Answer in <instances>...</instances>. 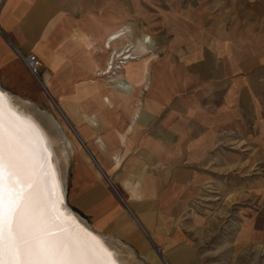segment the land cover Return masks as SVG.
<instances>
[{
  "label": "crops",
  "instance_id": "crops-1",
  "mask_svg": "<svg viewBox=\"0 0 264 264\" xmlns=\"http://www.w3.org/2000/svg\"><path fill=\"white\" fill-rule=\"evenodd\" d=\"M115 53L132 57L107 72ZM0 89L67 118L66 203L91 230L195 264L181 219L202 161L230 133L264 161V0H0Z\"/></svg>",
  "mask_w": 264,
  "mask_h": 264
},
{
  "label": "snow or ice",
  "instance_id": "snow-or-ice-1",
  "mask_svg": "<svg viewBox=\"0 0 264 264\" xmlns=\"http://www.w3.org/2000/svg\"><path fill=\"white\" fill-rule=\"evenodd\" d=\"M36 132L5 112L0 92V264H118L63 217L60 171Z\"/></svg>",
  "mask_w": 264,
  "mask_h": 264
},
{
  "label": "rangeland",
  "instance_id": "rangeland-1",
  "mask_svg": "<svg viewBox=\"0 0 264 264\" xmlns=\"http://www.w3.org/2000/svg\"><path fill=\"white\" fill-rule=\"evenodd\" d=\"M125 61L117 59V69ZM123 81L125 89H131L132 83ZM48 113L69 140L71 127L63 115L56 109ZM68 150L70 141L67 155ZM258 155L257 145L230 133L200 164L203 179L188 193L189 205L181 219L188 258L195 264H264V237L258 234L264 233V204H258L252 185L264 175ZM247 220H252V232L244 238Z\"/></svg>",
  "mask_w": 264,
  "mask_h": 264
},
{
  "label": "bare ground",
  "instance_id": "bare-ground-1",
  "mask_svg": "<svg viewBox=\"0 0 264 264\" xmlns=\"http://www.w3.org/2000/svg\"><path fill=\"white\" fill-rule=\"evenodd\" d=\"M132 49V48H131ZM130 50V49H129ZM126 53V52H125ZM120 54H113L111 59L107 65V72L110 70H115L117 68V59H127L132 57L129 54H124L123 58H117ZM134 55V54H133ZM120 69V66H118ZM108 76V75H107ZM0 92L3 93V106L6 113L12 114L14 117L18 118L20 122L26 127L31 126L37 130L36 135L42 140L44 144L49 149L51 153V159L53 160L52 167L55 169H59L60 171V190L62 192V196L60 201L57 203V207L60 209L65 220L74 226H77L81 234L92 233L95 235L101 243L106 247L110 252H114L115 258L118 264H145L140 261L138 258L133 255V253L126 247L122 245H113L111 242L106 240L103 236L98 234L96 231L91 230L83 220L75 214L73 211L69 209L67 203L65 202V177H66V168H67V153L66 146L68 147L69 140L63 133L60 125L57 123L53 114H50L45 111H39L31 109L30 106L21 105V101L17 100L14 97L7 94L0 89ZM127 93V92H126ZM33 104V103H32ZM57 106V105H56ZM35 107V105H34ZM65 120L67 119L65 115L60 112ZM67 121V120H66ZM68 123V121H67ZM72 128V127H71ZM73 130V129H72ZM76 133V132H75ZM69 151V150H68ZM117 239V238H116ZM115 243V242H114ZM132 250V249H131ZM133 251V250H132Z\"/></svg>",
  "mask_w": 264,
  "mask_h": 264
},
{
  "label": "built area",
  "instance_id": "built-area-1",
  "mask_svg": "<svg viewBox=\"0 0 264 264\" xmlns=\"http://www.w3.org/2000/svg\"><path fill=\"white\" fill-rule=\"evenodd\" d=\"M24 62L26 63L28 69L30 72L34 75L37 74V66H38V59L35 54L29 53L27 56L24 58Z\"/></svg>",
  "mask_w": 264,
  "mask_h": 264
},
{
  "label": "water",
  "instance_id": "water-1",
  "mask_svg": "<svg viewBox=\"0 0 264 264\" xmlns=\"http://www.w3.org/2000/svg\"><path fill=\"white\" fill-rule=\"evenodd\" d=\"M164 262L166 263V261L164 260ZM167 264V263H166Z\"/></svg>",
  "mask_w": 264,
  "mask_h": 264
}]
</instances>
